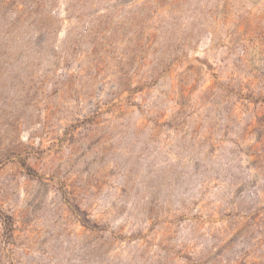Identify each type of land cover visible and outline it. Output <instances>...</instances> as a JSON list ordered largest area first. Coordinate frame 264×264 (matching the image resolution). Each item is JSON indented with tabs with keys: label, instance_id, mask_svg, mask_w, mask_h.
<instances>
[{
	"label": "rangeland",
	"instance_id": "1",
	"mask_svg": "<svg viewBox=\"0 0 264 264\" xmlns=\"http://www.w3.org/2000/svg\"><path fill=\"white\" fill-rule=\"evenodd\" d=\"M0 264H264V0H0Z\"/></svg>",
	"mask_w": 264,
	"mask_h": 264
}]
</instances>
